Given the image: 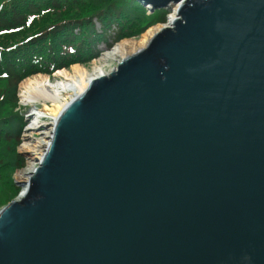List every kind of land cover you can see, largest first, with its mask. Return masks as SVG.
<instances>
[{
	"label": "water",
	"instance_id": "water-1",
	"mask_svg": "<svg viewBox=\"0 0 264 264\" xmlns=\"http://www.w3.org/2000/svg\"><path fill=\"white\" fill-rule=\"evenodd\" d=\"M135 1L175 18L62 110L0 264H264V0Z\"/></svg>",
	"mask_w": 264,
	"mask_h": 264
},
{
	"label": "trees",
	"instance_id": "trees-1",
	"mask_svg": "<svg viewBox=\"0 0 264 264\" xmlns=\"http://www.w3.org/2000/svg\"><path fill=\"white\" fill-rule=\"evenodd\" d=\"M154 14L163 21V10ZM147 15L135 0H0V82L10 92L0 95V146L19 143L22 121L4 108L17 104L22 80L97 59L99 45L109 49L144 32ZM14 159L21 168L22 157ZM9 199L0 177V206Z\"/></svg>",
	"mask_w": 264,
	"mask_h": 264
},
{
	"label": "bare ground",
	"instance_id": "bare-ground-1",
	"mask_svg": "<svg viewBox=\"0 0 264 264\" xmlns=\"http://www.w3.org/2000/svg\"><path fill=\"white\" fill-rule=\"evenodd\" d=\"M173 6L172 14L167 18V23L147 30L137 41L123 40L110 48L101 59L132 55L146 47L152 35L160 28H167L169 23L175 18ZM100 76H107L96 62L92 63L91 69L87 70L78 65L70 68V71L60 70L54 75L55 81L52 83L46 76H34L19 84L21 99L24 104L41 105V109L32 113L29 118L34 123L29 124L27 133H36L37 140H31L29 136H24L23 151L27 158L39 161L43 155L42 149H46L49 144V136L53 129V124L59 117L65 106L82 91L94 79ZM36 169L35 165H27L24 171L17 174V181H24V174ZM25 188L21 190V194Z\"/></svg>",
	"mask_w": 264,
	"mask_h": 264
},
{
	"label": "rangeland",
	"instance_id": "rangeland-1",
	"mask_svg": "<svg viewBox=\"0 0 264 264\" xmlns=\"http://www.w3.org/2000/svg\"><path fill=\"white\" fill-rule=\"evenodd\" d=\"M163 10V9H160ZM159 10V11H160ZM157 10H154L152 13H150L149 15V24L148 27L145 29L144 32H142L140 35H138L137 37H133V38H127V39H123V40H133V41H137L142 34H144L147 30L151 29V28H155L159 25H163L167 23V18L171 16L172 11L169 10H163L164 12V16H163V21L160 22L157 18L156 15L154 14V12ZM154 14V15H153ZM95 29L97 32L100 31L99 25L96 24L95 22ZM76 32V31H75ZM111 35V32H110ZM120 40L119 42L123 41ZM119 42L115 43L113 46L117 45ZM112 46V47H113ZM111 47V48H112ZM97 49L99 50V57L87 64H74V65H78L84 69L90 70L92 63L96 62L97 65H99V67L102 68V70L105 72L106 75L110 74L113 70H115L117 68L118 63L121 61V59L119 57H110L109 59H101V57L106 54V52L110 49H106L104 46L99 45L97 47ZM74 65H70L67 68L61 69V70H66V71H70V68ZM59 71V70H58ZM56 71L51 73V74H36L33 75L31 77L28 78H32L34 76H46L47 78L50 79V81L52 83H54L55 81V75ZM28 78H25L23 81L27 80ZM9 90H7L6 88V83L5 82H0V95H2L3 93H7V95L10 96V92H8ZM21 92L19 89V85L17 86V104L10 105L4 108V110L6 111H13L14 114H16L17 119H21L22 121V127L20 130V140L19 143L17 145H14L13 147H11L12 145H1L0 146V177L2 178L3 182L7 184V187L10 191V199L7 200L3 205L0 206V211L5 208L10 202H12L13 200H15L18 196V194L21 192V189L15 186V182L17 181V174L19 172L24 171V169H26L27 165H35L37 167V161H33V160H29V158H27L25 151H23V141H24V136L27 135L30 137L31 140H37L39 139L38 135L36 133H27V129L29 128V124L34 123L31 121V118H29V116L36 112L37 110L41 109V105L39 104H34V105H27L24 104L22 99H21ZM42 151H44V148L42 149ZM44 153V152H43ZM22 156V160L23 162V166L20 167H14L13 163H14V157L15 156Z\"/></svg>",
	"mask_w": 264,
	"mask_h": 264
}]
</instances>
